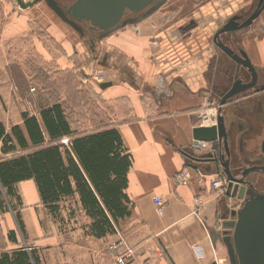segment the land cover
Wrapping results in <instances>:
<instances>
[{"label":"crops","instance_id":"crops-1","mask_svg":"<svg viewBox=\"0 0 264 264\" xmlns=\"http://www.w3.org/2000/svg\"><path fill=\"white\" fill-rule=\"evenodd\" d=\"M256 2L163 0L146 16L92 37L87 32L82 36L48 11L42 0L26 9L16 0H0V124L4 133L11 134L18 127L26 137L22 118L26 114L37 119L46 138L40 113L53 104L61 107L74 136L117 131L123 150L131 157L125 190L131 214L116 226L126 242L137 248L133 264L226 262L222 225L230 220L238 199L226 195V187H212L223 176L217 162L201 159L210 151L193 152L191 146L195 130L202 127L199 114L204 103L218 105L232 72L231 61L213 46L212 36L233 15H249ZM234 34L264 78V10L249 28ZM156 37L161 41L153 47ZM76 72L87 78L104 72L102 83L111 85L101 89L102 83H95L87 102L82 89L74 88L69 98L71 121L63 100L42 105L41 94L30 91L33 83L49 75L61 79L63 74ZM100 111L101 128L95 118ZM214 124L215 119L210 126ZM70 141L69 136L59 139L62 153L70 150ZM21 154L25 152L19 149L0 152V160ZM185 169L191 180L177 186L174 178ZM1 193L0 255L26 246L34 252L37 264H103L98 262V245L118 239L117 234L99 240L86 237L79 218L83 223L88 220L77 211L76 198L59 204L60 218L55 220L57 216L53 218L41 203L33 180L15 183L10 196ZM155 197L164 203L162 214L155 209ZM70 211L74 216L67 220ZM62 224L71 226L69 233H64Z\"/></svg>","mask_w":264,"mask_h":264},{"label":"trees","instance_id":"trees-1","mask_svg":"<svg viewBox=\"0 0 264 264\" xmlns=\"http://www.w3.org/2000/svg\"><path fill=\"white\" fill-rule=\"evenodd\" d=\"M40 117L46 138L37 119L26 114L22 116L26 137L18 127L5 134L0 124V152H25L0 160V193L2 190L10 196L15 183L33 180L49 214L56 216L60 203L76 198L77 211L88 220L82 227L86 237L99 240L114 235L117 222L131 214L125 194L131 157L123 150L119 134L107 129L74 136L58 104L42 109ZM63 136L71 141L70 150L62 153L58 141ZM69 216H74V211ZM16 220L22 234L18 214ZM37 263L33 251L22 249L0 255V264Z\"/></svg>","mask_w":264,"mask_h":264},{"label":"water","instance_id":"water-1","mask_svg":"<svg viewBox=\"0 0 264 264\" xmlns=\"http://www.w3.org/2000/svg\"><path fill=\"white\" fill-rule=\"evenodd\" d=\"M38 1L25 3L23 0H16L22 9L31 7ZM162 1L73 0L68 6L59 7L55 0H50L60 18L92 37L104 36L125 24L124 18L127 12L137 16L147 7L155 3L159 5ZM263 10L264 0H257L249 15H233L213 34V46L231 62L244 69L249 76V81L243 83L241 79H235L228 90L222 91L224 93L218 101L219 108L215 124L197 128L194 132V143L206 142L215 147L212 152L201 156V159L218 162L222 169L221 174L228 182L226 195L243 200L241 208L232 211L231 219L222 225L225 229L223 243L227 250L229 264H264V193H256L244 199L246 193L243 175L245 173L238 178L230 170V136L226 127L227 116L230 115L232 102L237 96L253 89L257 84L258 72L242 48L237 52L233 51L223 42L221 36L249 28ZM149 12L137 16L136 19L146 16ZM110 85L111 83H102L100 88L104 89Z\"/></svg>","mask_w":264,"mask_h":264},{"label":"flooded vegetation","instance_id":"flooded-vegetation-1","mask_svg":"<svg viewBox=\"0 0 264 264\" xmlns=\"http://www.w3.org/2000/svg\"><path fill=\"white\" fill-rule=\"evenodd\" d=\"M57 1L62 3L61 6L65 5L63 2H71L68 0ZM156 6V3L152 4L137 16L152 11ZM137 16L127 12L124 20L125 22L131 21ZM221 39L235 52L241 48L234 33L222 35ZM225 58L227 57L225 56ZM230 65L236 72H231L229 84L222 91L228 90L235 79H241L243 83L249 81V76L244 69L233 62ZM222 93L224 92H221L220 96ZM231 106L230 115L227 116L226 120V127L230 136V170L238 178L245 173L243 181L245 182L246 193L244 199H246L256 193H264V78L260 77L259 72L258 81L254 88L237 96ZM215 159L217 160V154ZM218 168L221 172L222 169L219 165ZM242 204L243 200L238 199L236 209L232 211L240 209Z\"/></svg>","mask_w":264,"mask_h":264},{"label":"rangeland","instance_id":"rangeland-1","mask_svg":"<svg viewBox=\"0 0 264 264\" xmlns=\"http://www.w3.org/2000/svg\"><path fill=\"white\" fill-rule=\"evenodd\" d=\"M55 1H56L57 5L60 7L61 5L58 3V1L57 0H55ZM160 1L161 0H159V2ZM42 2L44 3V5L48 9V11H50L53 14L58 16V14L56 13L55 9L53 8L50 0H42ZM68 5L69 4L64 5V6H68ZM73 28L75 30L79 31L81 35H82V33L85 34L80 28H78L76 26H73ZM153 41L151 42V46L156 47V46L159 45V44H157V45L154 46L153 45ZM235 72H236V70L233 68L232 69V73H235ZM97 73H95L93 75V77L91 76L90 78L82 76L81 73H79V72H76V73H73V74L72 73L63 74V77H61V79L59 77H56L55 74L54 75H49L46 80L44 78H42V80H37V84L36 85L33 83L32 86L35 88L34 95H40L41 94V101L43 102L42 105H49V104L57 102L59 100H63V104H65V109H66V112H67L66 114L69 117L68 118L69 121H71L70 116H71L72 110H71V106H70V103H69V98H70V96H72L71 93L73 92L74 88H79L80 87L82 89L81 92H83V95L84 96L86 95L85 97H83V99H85V102H87L86 100L89 97V94H88L89 91L92 92L91 88L95 86V83H97L96 79L94 78V76ZM105 80H106V78H105ZM39 81H41V83H39ZM88 106H89V104L86 103L85 104V108H87ZM95 114H96L95 118L97 120L96 124L100 123L99 126L101 128L102 127L101 120H103L102 119L103 118V112H101V111L99 113L95 112ZM85 119H87V117H85ZM92 120H93V118H92ZM90 127H92V125H90ZM213 148H215V147H212L211 145H209V147H208V149H210L209 151H213ZM0 196L2 198L3 194L1 193ZM4 200H6L5 197H4ZM56 216H57V218H55V216L52 215V217L55 218V220L57 219V221H58L59 218H60L59 212L57 213ZM67 217H68L67 220H70V219H72L73 216L70 217L68 215ZM79 217H80V215H79ZM76 218L77 217H75L74 219H76ZM79 222H80V226L83 227V225L85 223H83L80 220V218H79ZM44 223H45V221H44ZM61 229L64 231V233L65 232L69 233L70 229H71V226H69V224H62ZM115 231H119L117 229V226L115 228ZM118 233H120V232H118ZM115 234H116V232H115ZM124 240H125V238H124ZM89 242H91V241H89ZM110 242H112V241H106V242H103L102 244L98 245L99 251L101 253V255H99L98 262L102 261L103 264H113L112 258H111V255H113V254L108 251V245H109ZM128 246L133 247V246H131L129 244H128ZM98 247L96 246V249ZM133 248H134V250L137 249L135 247H133ZM23 250H25V248H23ZM27 252H29V251H27ZM135 255H136V253H135ZM225 264H229L227 253H226V262H225Z\"/></svg>","mask_w":264,"mask_h":264},{"label":"built area","instance_id":"built-area-1","mask_svg":"<svg viewBox=\"0 0 264 264\" xmlns=\"http://www.w3.org/2000/svg\"><path fill=\"white\" fill-rule=\"evenodd\" d=\"M161 41L160 37H156L153 41V45L159 44ZM93 77V76H92ZM94 78L96 79L97 83H102L105 81V73L104 72H98ZM31 92H34L35 89L31 88ZM219 106L216 104H213L209 101L205 102L201 113L199 114V119L201 121L202 127L210 126L213 119L216 118V114L218 111ZM209 143L206 142H197L193 143L191 146V150L193 152L195 151H207ZM212 152V151H210ZM191 174L190 171L185 169L176 174L174 178V182L177 186H183L186 185L191 180ZM227 186V180L225 177H218L212 182V187L217 190H223ZM153 204L155 206V209L158 214H162L164 210V203L160 197L153 198ZM116 234L118 235L117 241H112L108 245V251L113 254L114 258V264H133L135 260V253L136 250H134L133 247L128 246L127 242L124 240V238L116 231ZM26 251H30L31 249L29 247L25 246Z\"/></svg>","mask_w":264,"mask_h":264}]
</instances>
